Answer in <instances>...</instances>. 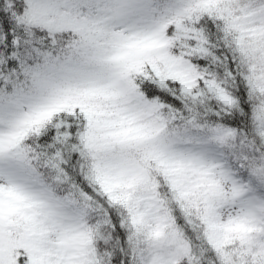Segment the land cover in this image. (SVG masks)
Returning a JSON list of instances; mask_svg holds the SVG:
<instances>
[{
  "label": "snow or ice",
  "instance_id": "1",
  "mask_svg": "<svg viewBox=\"0 0 264 264\" xmlns=\"http://www.w3.org/2000/svg\"><path fill=\"white\" fill-rule=\"evenodd\" d=\"M0 264H264V0H0Z\"/></svg>",
  "mask_w": 264,
  "mask_h": 264
}]
</instances>
